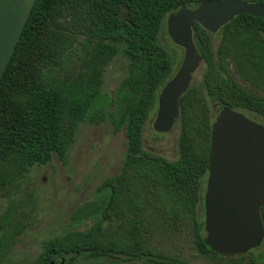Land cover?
Masks as SVG:
<instances>
[{
    "label": "trees",
    "instance_id": "1",
    "mask_svg": "<svg viewBox=\"0 0 264 264\" xmlns=\"http://www.w3.org/2000/svg\"><path fill=\"white\" fill-rule=\"evenodd\" d=\"M202 0H35L0 77V188L33 164L61 160L78 123L98 120L89 108L104 66L116 54L126 74L116 87L113 129L122 126L126 149L117 175L77 204L73 228L44 242L30 264L63 257L102 259L98 264H182L153 243L157 230L182 228L195 251L218 255L205 244L202 194L213 116L208 102L250 111L264 120V17L234 16L212 33L198 23L192 40L204 68L178 103L177 157L142 149L144 121L171 77L172 59L158 43L165 18L177 5ZM264 4V0H248ZM74 59V61H73ZM250 83L255 90L239 85ZM264 228V205L259 209ZM0 219V260L20 232ZM264 241V237L262 242ZM250 252L247 251L246 254ZM243 257L242 255H235ZM248 264H264L263 251Z\"/></svg>",
    "mask_w": 264,
    "mask_h": 264
},
{
    "label": "rangeland",
    "instance_id": "2",
    "mask_svg": "<svg viewBox=\"0 0 264 264\" xmlns=\"http://www.w3.org/2000/svg\"><path fill=\"white\" fill-rule=\"evenodd\" d=\"M211 39L215 45L218 34L212 33ZM158 43L171 57L172 69L175 70L183 50L170 41L165 24L160 28ZM126 68L127 61L120 53H116L104 66L98 94L88 112L98 120L78 123L73 140L61 160L53 156L45 164H33L26 173L0 188V219L6 217L13 226L17 223L20 227V232L14 243L6 249L0 264H30L41 252L47 239L73 228L68 219L70 211L77 204L90 199L103 179L119 173L126 140L122 126L119 130L113 129L109 115L114 113L116 106L112 101L110 104L107 102L114 99L116 87L126 74ZM203 68L200 62L189 84L200 82ZM229 70L239 85L253 90L248 83L237 79L230 67ZM208 104L214 118L221 107L212 101ZM243 113L264 125V120L254 112ZM154 115L155 107L149 111L142 127V149L168 160L175 159L178 155V125L174 123L168 132L158 133L151 127ZM202 187L204 190V182ZM153 243L182 264H248L264 248L263 241L243 257L202 255L195 251L190 235L182 228L172 232L157 230ZM101 261L99 258H76L70 264H98Z\"/></svg>",
    "mask_w": 264,
    "mask_h": 264
},
{
    "label": "water",
    "instance_id": "3",
    "mask_svg": "<svg viewBox=\"0 0 264 264\" xmlns=\"http://www.w3.org/2000/svg\"><path fill=\"white\" fill-rule=\"evenodd\" d=\"M35 0H0V77L13 52ZM264 17V4L248 0H202L192 7L177 5L165 18L170 41L183 50L174 73L156 97L151 127L168 132L178 117L177 100L187 89L201 57L192 40L198 23L210 33L234 16ZM207 174L202 194L204 242L226 256L245 254L264 237L259 209L264 205V125L242 111L223 106L211 123ZM56 257L45 264H62Z\"/></svg>",
    "mask_w": 264,
    "mask_h": 264
},
{
    "label": "flooded vegetation",
    "instance_id": "4",
    "mask_svg": "<svg viewBox=\"0 0 264 264\" xmlns=\"http://www.w3.org/2000/svg\"><path fill=\"white\" fill-rule=\"evenodd\" d=\"M252 88H253V90H254V87L250 84V83H248ZM155 109H156V107H155ZM215 117V116H214ZM249 118V117H248ZM214 119V118H213ZM175 123V122H174ZM158 133H166V132H158ZM207 174V173H206ZM206 177V176H205ZM204 186H205V178H204Z\"/></svg>",
    "mask_w": 264,
    "mask_h": 264
}]
</instances>
